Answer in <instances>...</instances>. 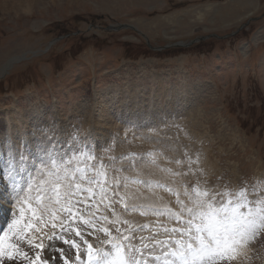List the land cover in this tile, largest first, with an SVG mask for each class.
I'll return each instance as SVG.
<instances>
[{
  "label": "rangeland",
  "instance_id": "obj_1",
  "mask_svg": "<svg viewBox=\"0 0 264 264\" xmlns=\"http://www.w3.org/2000/svg\"><path fill=\"white\" fill-rule=\"evenodd\" d=\"M24 2L0 7V121L10 117L13 137L26 130L36 140L32 172L52 163L56 171L76 167L71 187L79 185V195H72L76 207L65 225L83 211L93 221L105 202L109 208L115 202L118 212L148 215L161 207L170 216L205 221L221 205L229 215L246 205L252 221L264 218L258 211L264 209V0ZM118 24L132 27L114 29ZM204 35L189 46L158 50ZM14 144L17 155L21 144ZM138 165L149 170L132 171ZM5 176L0 170V180ZM125 185L142 203L130 207ZM154 188L171 203L151 205L146 196ZM204 191L209 197L199 195ZM11 200L1 201L8 210ZM143 222L131 228L122 219L105 222L100 230L111 235L96 241L128 236ZM229 248L236 259L227 264L264 259V244ZM179 250L172 252L181 256Z\"/></svg>",
  "mask_w": 264,
  "mask_h": 264
},
{
  "label": "bare ground",
  "instance_id": "obj_2",
  "mask_svg": "<svg viewBox=\"0 0 264 264\" xmlns=\"http://www.w3.org/2000/svg\"><path fill=\"white\" fill-rule=\"evenodd\" d=\"M26 2H24V0H3L0 3V7L2 9L7 8V6L9 7V5H14L15 7H26ZM11 125V118L8 116L4 119L3 122L0 121V130H3L4 132L3 135H0V156L5 155L6 157L3 161V158H0V168H2L0 170H3V172L6 173V169L8 166V149L3 151V145H5L6 147L8 141H11L10 145L14 144V140L20 142L21 149H18L17 155L13 153L14 158L19 157V155L23 153L27 157V160L25 161L23 170L19 169V165L17 163V171L13 180L6 179V176L5 179L0 180V235H3L5 231H9V224L12 223L13 218L19 220V223L17 225H14L11 232H9L10 238L7 243L18 244L20 248L29 253L30 257L34 256L37 251L41 252L43 258L52 257V264H57L55 257L58 255V253L55 252V249L60 247H62L66 253L79 254L81 256L79 264H112L113 261L119 260L118 255L114 250L115 248L110 244L102 243V241L101 243H99V236H101V234H104V231L99 230L98 225L101 223L103 226H105V224L103 223L106 222L113 226L116 225L115 223L118 220L119 223H121L122 219L125 220L127 223L126 225L130 227L129 224H139L138 222L144 219L145 222H143L142 225L137 226L136 229L134 228L128 231L129 235L126 236L127 239L123 241L126 260L130 259L132 256H135V258L140 261V264H227L225 263V261H222L218 255H213L212 253L209 254V251H205L204 254L202 250L198 249L196 253L191 254L187 252L186 245L180 249L178 246L180 244H177L176 240L178 241L181 239L180 241H182L183 239H186L188 237H195L197 235L196 230L194 226L189 227V220L186 216L182 217L180 214V216H170L172 214L159 212V210H161V207H159L158 211H156L155 213L153 212L152 214H150L152 211L149 213V210L147 209L148 215L146 212V214H141L142 211H140L141 213H139L138 211L131 212L133 213L131 214L128 212L125 213L123 211L118 212L114 207L115 202L109 208L107 202L104 201L105 203L103 204L100 202L101 204H99V206L101 210L96 212V214H99H95L96 217L92 222L84 219L86 211H83L81 212V215L78 212L77 217H74L76 219L74 220V222L72 219V222L71 220L69 221L71 223L67 222L69 224L65 225L66 223L64 218L73 211L72 207H76V201L72 198V195H79L78 189H74V187H71L72 182L74 183V181L76 180V177L74 176L76 167L71 165L67 168H62L59 171H56L51 168L56 165L52 163L53 165L48 164L45 165L47 167H43L45 168V171L42 177L40 173H36L34 170L32 172L31 170L34 167H32L31 162L35 161L36 152L33 151V147L37 145L36 140L31 139L26 130L23 131V128L25 127L24 123H22V125H18L21 128L20 130L23 131V134L20 137H13ZM24 146H28V148L26 147L24 149ZM68 155H70V158H72L71 156H74V153L70 152L68 153ZM55 159L56 155L51 157L52 161H55ZM42 165L43 164L39 163L38 166L36 164L35 167H39ZM49 169H51V171H49ZM142 170L148 171L149 169H145L144 166L138 165L137 167H134L132 171L141 172ZM150 171L152 172V174L159 172L161 173L160 170L152 169ZM31 172L33 174H31ZM160 173L159 176L163 175ZM30 176L34 178L31 184V188L28 187L27 183ZM164 176L165 179L166 177L171 178L168 174H165ZM164 176H162V178H164ZM64 177L66 178L64 179ZM53 181L54 183L60 184V188L55 192L50 190L52 184H54ZM24 187H26L25 192H23ZM133 187L134 182L132 181L129 184L130 191ZM138 189L139 192L142 191L140 187ZM127 190L128 189L125 185V195L127 196L129 202H132V206L130 207L133 208L136 207L138 203H142V201L139 202L137 199H135L134 191L133 194ZM155 190L156 193H150L147 189L148 195L146 196V199L149 201V203H151V205H153L152 202H154V204L158 203V205H160L161 201H163L162 203H164L165 205L167 203H171V197L167 192L165 193L164 191L158 189ZM57 192L61 195L60 197L59 194L57 195ZM11 196V205L13 207H11V210H8L5 202ZM24 197H27V200L22 205L18 204L17 200ZM86 200L85 203H88V201ZM144 203L145 201H143V204ZM149 203L146 202L148 206ZM151 205L149 207H151ZM165 205L163 206L166 208ZM148 206L146 208H148ZM153 206V211H155V209L157 210L158 206H155L157 208H153ZM20 207L24 208L23 213L17 211V209ZM103 208H105L107 212H104ZM169 208L171 207L169 206ZM65 212L67 213V215L65 214ZM175 213L176 212H174V214ZM176 214H178V212ZM118 217L120 218L118 219ZM201 217L202 216H200L199 218H194V220H192L193 225H195L196 223L202 225V221L203 223L205 222V224L210 222L209 220L205 221V219ZM29 223H31L33 227H26ZM53 225H55V227H53ZM77 231L81 233L80 236H76ZM49 236H53L54 238L52 240H49ZM56 237H63V239L67 240H75L76 243L80 246V251L77 253L76 249L70 248L68 244L63 243L62 239H56ZM96 238H98V241H96ZM86 239L88 242L94 243V245L97 247V253L95 254L98 257L97 262L89 261L86 244L83 243V240ZM29 240L32 241L33 245L42 243L45 245V248L36 249L34 246L29 245ZM145 245H147L148 247H144ZM129 249H131V251H129ZM136 249H139V251H135ZM176 249H180L179 252H181L184 257H181L182 255L179 256V254L175 255L172 252L173 250L177 251ZM195 254H200V258L198 261L194 259ZM0 264H25V262L20 258H13L11 260L0 258ZM261 264H264V259L262 260Z\"/></svg>",
  "mask_w": 264,
  "mask_h": 264
},
{
  "label": "snow or ice",
  "instance_id": "obj_3",
  "mask_svg": "<svg viewBox=\"0 0 264 264\" xmlns=\"http://www.w3.org/2000/svg\"><path fill=\"white\" fill-rule=\"evenodd\" d=\"M7 143L9 145L8 166L5 175L6 179L13 180L17 171V163L19 165V169L23 170L27 157L21 153L19 157L14 158L13 149L10 147L11 141H8ZM37 171L42 177L44 174V168H40ZM49 171H51V169H49ZM33 179L34 178L32 176L29 177L27 182L29 188H31ZM79 187V185H76L77 189H79ZM59 188L60 184L54 183L52 184L50 190L55 192ZM58 194L59 193L57 192V195ZM199 195L209 197V193L207 191L200 192ZM26 200L27 197H24L22 199H18L17 203L22 205ZM209 207L211 206L209 205ZM243 207H246V205H237L236 207L231 208V215H229L228 207L221 205L220 211L213 213L214 218L210 219L209 223L205 224L203 227H196V233L198 235L195 236V241L199 242L202 249L209 251L213 255H218L222 261L236 259L234 255L228 254L230 251V244H236L240 242H254L258 244H264V218H261L257 224L255 221L250 219L252 210L249 208L248 213H245L243 211ZM17 211L23 213L24 208L20 207L17 209ZM192 211V209H189V212ZM258 211L264 212V209H258ZM221 212L223 213L222 215ZM18 223L19 220L13 218L12 223L9 224V231H5L3 235H0V258H5L8 260L20 258L25 262V264H52V257L43 258L41 252L39 251H37L34 256L30 257L29 253L20 248L18 244L7 243L10 238L9 232H11L13 226L17 225ZM192 223V220L188 221L189 225ZM245 225H247V227H245ZM26 227L30 228L33 227V225L29 223ZM53 227H55V225H53ZM101 230L104 231L106 235H111V232L108 229ZM116 231L119 233V229H116ZM80 235L81 233L77 231L76 236ZM53 238V236L48 237L49 240H52ZM56 239H62L64 244H68L70 248L76 249L77 253L80 251V246L75 240H67L63 239V237H56ZM126 239V236H120L115 243H113L111 239L106 240L105 243L112 244V246L119 252L124 248L123 241ZM28 243L29 245L34 246L36 249L45 248V245L42 243L33 245L31 240H29ZM83 243L88 245L89 260L95 259L91 255L93 245L88 244L87 240H83ZM144 247L148 246L145 245ZM188 248L192 249L193 244L190 243ZM231 250L234 251V249ZM129 251H131V249H129ZM135 251H139V249H136ZM55 252L58 253V255L55 257L57 264H79L81 259L79 254L66 253L62 247L56 248ZM112 264H140V261L136 259L135 256H132L127 260L120 258L118 261H113Z\"/></svg>",
  "mask_w": 264,
  "mask_h": 264
},
{
  "label": "water",
  "instance_id": "obj_4",
  "mask_svg": "<svg viewBox=\"0 0 264 264\" xmlns=\"http://www.w3.org/2000/svg\"><path fill=\"white\" fill-rule=\"evenodd\" d=\"M127 27H132L131 25H128V24H119L118 26H115L113 27L114 29H120V28H127ZM202 38H205V37H201V38H196L195 40L193 41H197L198 39H202Z\"/></svg>",
  "mask_w": 264,
  "mask_h": 264
}]
</instances>
